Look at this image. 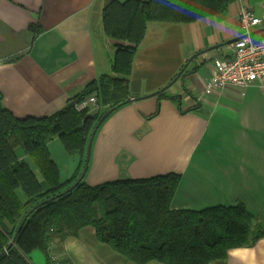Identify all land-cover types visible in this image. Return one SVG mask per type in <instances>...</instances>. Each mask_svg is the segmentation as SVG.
Listing matches in <instances>:
<instances>
[{
    "label": "crops",
    "instance_id": "0c3cea01",
    "mask_svg": "<svg viewBox=\"0 0 264 264\" xmlns=\"http://www.w3.org/2000/svg\"><path fill=\"white\" fill-rule=\"evenodd\" d=\"M108 1L0 0V109L18 118L51 116L109 74L120 41L103 32ZM243 5L253 7L262 20L253 33L263 34L264 0H236L221 13L190 22L148 23L128 78L129 99H139L115 109L98 128L83 179L88 185L176 173L174 209L243 203L264 229V88L205 91L213 59L230 55L242 34L238 17ZM33 24L41 31H33ZM185 65L176 82L150 96ZM106 108L98 101L91 110ZM61 142L58 135L49 141L51 154L54 143L60 150ZM18 153L44 180L33 158L23 148ZM52 157L62 181L79 178L82 156L72 155L66 169ZM19 189V198L27 201ZM49 246L51 260L41 250L26 255L29 263L135 264L100 241L93 226L63 241L52 234ZM228 264H264V236L252 246L230 249Z\"/></svg>",
    "mask_w": 264,
    "mask_h": 264
},
{
    "label": "trees",
    "instance_id": "16d2710c",
    "mask_svg": "<svg viewBox=\"0 0 264 264\" xmlns=\"http://www.w3.org/2000/svg\"><path fill=\"white\" fill-rule=\"evenodd\" d=\"M236 0H109L103 10V32L115 44L111 72L91 82L51 116L15 117L0 109V253L27 218L16 244L0 264H30L26 255L42 250L51 260L52 234L63 241L85 226L96 228L100 241L135 264H228L230 249L254 245L264 236L261 222L243 203L201 210L174 209L172 201L180 175L168 173L144 180H115L96 186L82 180L62 181L49 141L58 135L68 153H79L85 166L88 137L99 118L130 98L129 75L137 47L150 21L190 22L225 11ZM35 32L41 26L31 25ZM97 93L107 108L77 110L76 104ZM117 107V108H118ZM89 114L96 118H86ZM31 156L44 180H39L19 149ZM22 188L23 202L17 189ZM54 197L53 200L47 201Z\"/></svg>",
    "mask_w": 264,
    "mask_h": 264
},
{
    "label": "built area",
    "instance_id": "2783aa9c",
    "mask_svg": "<svg viewBox=\"0 0 264 264\" xmlns=\"http://www.w3.org/2000/svg\"><path fill=\"white\" fill-rule=\"evenodd\" d=\"M241 35L233 43L230 55L213 59L214 72L207 83L206 93L228 87L264 88V33L255 35L253 29L262 23L254 8L243 5L239 12ZM97 106L96 96H90L75 106L77 110Z\"/></svg>",
    "mask_w": 264,
    "mask_h": 264
},
{
    "label": "water",
    "instance_id": "95a60500",
    "mask_svg": "<svg viewBox=\"0 0 264 264\" xmlns=\"http://www.w3.org/2000/svg\"><path fill=\"white\" fill-rule=\"evenodd\" d=\"M193 58H190V60L189 61H191ZM185 68H186V65L181 69V71L177 74V76L169 83V84H167L166 86H164L163 88H161L160 90H158V91H156V92H154V93H152V94H150V96L151 95H158V94H160V93H162L163 91H165L166 89H168L174 82H176V80L178 79V78H180V76L182 75V73L184 72V70H185ZM146 97V96H145ZM136 99H139V98H133V99H129V100H127L128 102L129 101H132V100H136ZM117 107L118 106H114V107H112V108H109L100 118H99V120H98V122H97V124H96V126H95V128L93 129V132H92V134H91V137H90V139H89V143H88V148H87V154H86V162H85V166H84V169H83V171H82V173H81V175L79 176V178L67 189V190H65V191H63V192H61L60 194H58V196H62V195H65L66 193H68L69 191H71V190H73L83 179H84V177H85V174H86V172H87V170H88V167H89V161H90V158H91V150H92V144H93V139H94V136H95V134H96V132H97V130H98V128L101 126V124L105 121V119L115 110V109H117ZM86 118H96V115H94V114H89L88 116H86ZM54 199V197H52V198H50V199H48L47 201H51V200H53ZM46 201H44V202H41V203H39V204H37V205H35L33 208H31L30 210H29V212L27 213V215L24 217V219L22 220V222H21V224H20V226H19V228H18V230H17V232L15 233V235H14V237L12 238V240L10 241V243H9V245L6 247V249L3 251V252H1L0 253V257L2 256V255H4L14 244H16V241H17V238H18V236H19V233H20V231H21V229H22V227L24 226V224H25V222H26V220H27V218H28V216L34 211V210H36L39 206H41L43 203H45Z\"/></svg>",
    "mask_w": 264,
    "mask_h": 264
},
{
    "label": "rangeland",
    "instance_id": "374dc122",
    "mask_svg": "<svg viewBox=\"0 0 264 264\" xmlns=\"http://www.w3.org/2000/svg\"><path fill=\"white\" fill-rule=\"evenodd\" d=\"M55 144L56 143H54V146H52V155L54 156V158L58 161V163H60V165H61V167H63V169H66V165L67 166H69L70 165V158L72 157V155H78L79 153H74V154H71V153H68L66 150H65V148H64V145H63V143L61 142L60 143V148L62 149V152H64L65 154L67 153V155H65V154H63L62 152H61V149L60 150H58L56 147H55ZM64 148V149H63ZM80 155V154H79ZM81 156V155H80ZM31 159H32V157H31ZM30 159V160H31ZM33 160V159H32ZM30 161L31 162V164H32V166H34V168H36L37 166H36V164H35V162H34V160L33 161ZM37 169V168H36ZM19 191H20V194H21V197L23 198V200H26L27 199V197H26V195L23 193V190H22V188H20L19 189ZM36 252H38V253H40V254H42V251L40 250V249H35V250H33L32 252H30L29 253V257H31L32 255L34 256V254L36 253Z\"/></svg>",
    "mask_w": 264,
    "mask_h": 264
}]
</instances>
